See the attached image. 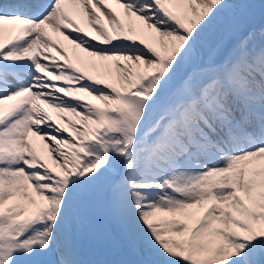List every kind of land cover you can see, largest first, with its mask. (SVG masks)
<instances>
[{
  "label": "snow or ice",
  "instance_id": "obj_1",
  "mask_svg": "<svg viewBox=\"0 0 264 264\" xmlns=\"http://www.w3.org/2000/svg\"><path fill=\"white\" fill-rule=\"evenodd\" d=\"M0 264H264V0H0Z\"/></svg>",
  "mask_w": 264,
  "mask_h": 264
},
{
  "label": "bare ground",
  "instance_id": "obj_2",
  "mask_svg": "<svg viewBox=\"0 0 264 264\" xmlns=\"http://www.w3.org/2000/svg\"><path fill=\"white\" fill-rule=\"evenodd\" d=\"M66 43V42H65ZM42 151H45V150H43V149H41Z\"/></svg>",
  "mask_w": 264,
  "mask_h": 264
}]
</instances>
